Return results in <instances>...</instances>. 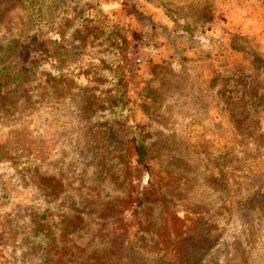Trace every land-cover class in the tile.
<instances>
[{
    "label": "rangeland",
    "instance_id": "1",
    "mask_svg": "<svg viewBox=\"0 0 264 264\" xmlns=\"http://www.w3.org/2000/svg\"><path fill=\"white\" fill-rule=\"evenodd\" d=\"M76 1L0 0V264H264V0Z\"/></svg>",
    "mask_w": 264,
    "mask_h": 264
},
{
    "label": "crops",
    "instance_id": "2",
    "mask_svg": "<svg viewBox=\"0 0 264 264\" xmlns=\"http://www.w3.org/2000/svg\"><path fill=\"white\" fill-rule=\"evenodd\" d=\"M79 1L80 0H77L76 2H74V4H78L80 6V2ZM102 2H104L103 4H106L105 8L112 6L111 9L108 10L109 12H116V13H123L124 12L125 13V11H126L125 10L126 4H125L124 0H102ZM142 3H143L142 4L143 8H146V4H145L146 0H142ZM113 5H114V7H113ZM147 5L148 6H152L153 10L157 9V8H155V4L154 3H152V5L150 3H147ZM141 25L142 26H141L140 30H142V32H144L143 34H145V31L148 32V31L151 30V29H149L148 26L145 25L144 22H142ZM172 32H173V30H171V29H169V32L167 31L168 38H172V36H173ZM151 34H152V36H151L152 39H155V38L157 39V38H159V36H161V35H159V29L158 28H154V27H152V33ZM147 36H148V34H147ZM157 42H158V40H153V42L150 41V43H152V44H158Z\"/></svg>",
    "mask_w": 264,
    "mask_h": 264
},
{
    "label": "trees",
    "instance_id": "3",
    "mask_svg": "<svg viewBox=\"0 0 264 264\" xmlns=\"http://www.w3.org/2000/svg\"><path fill=\"white\" fill-rule=\"evenodd\" d=\"M234 45H237V44H235L234 43ZM39 204H40V206H38V209H42V208H44L43 206H45L46 205V203L44 202V201H39L38 202ZM36 213H38V211H36ZM36 213H34V214H36ZM197 220H198V223L195 225V227L194 228H197L198 227V225L200 226V223L202 222V220H204V218L203 217H201V216H199L198 218H197ZM41 221H43V220H41ZM150 233V232H149ZM194 236V234L191 236V237H193ZM194 241L196 240L195 238H192ZM133 264H135V263H133ZM154 264H163L162 263V261H156V262H154ZM170 264H177V263H175V262H171L170 261ZM178 264H186V262L185 261H182V262H180V263H178Z\"/></svg>",
    "mask_w": 264,
    "mask_h": 264
}]
</instances>
